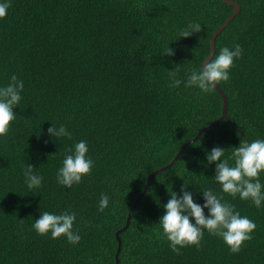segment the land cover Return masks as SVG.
I'll return each instance as SVG.
<instances>
[{
	"label": "trees",
	"instance_id": "trees-1",
	"mask_svg": "<svg viewBox=\"0 0 264 264\" xmlns=\"http://www.w3.org/2000/svg\"><path fill=\"white\" fill-rule=\"evenodd\" d=\"M233 1L239 12L217 34L212 56L236 44L243 49L230 79L219 84L227 117L152 177L118 234L119 246L115 233L148 175L221 115L215 88L204 93L185 82L202 68L212 33L234 7L223 0H10L0 19V87L15 74L24 89L7 136H0V264H116L118 246V264H264V202L257 208L223 193L217 162L207 160L214 147L225 149V159L241 141L264 140V0ZM196 23L200 32L180 37ZM168 46L174 55H161ZM177 67L181 84L169 87ZM53 125H64L71 139L51 136ZM82 140L91 174L67 188L57 172ZM28 164L42 187H27ZM185 183L195 203L202 206L210 189L255 223L239 253L206 230L199 249L170 248L159 222L171 193L182 195ZM102 195L109 198L103 212ZM45 211L74 212L80 242L37 234L32 225Z\"/></svg>",
	"mask_w": 264,
	"mask_h": 264
},
{
	"label": "clouds",
	"instance_id": "clouds-1",
	"mask_svg": "<svg viewBox=\"0 0 264 264\" xmlns=\"http://www.w3.org/2000/svg\"><path fill=\"white\" fill-rule=\"evenodd\" d=\"M10 0L0 2V19L7 14L10 7ZM201 25L189 24L180 32V37H190L193 33L200 32ZM179 37V38H180ZM243 49L236 44L233 49L223 47L218 55L204 62L199 70H192L185 87H197L202 92L208 93L214 90L216 85L230 79L229 72L234 66V60L242 57ZM161 55H174V50L169 46ZM177 67L169 71L172 82L169 87H179L181 80L176 79ZM24 89V82L19 80L15 74L11 75L10 82L0 87V136L6 137L15 120L16 113L13 109L19 106L22 99L21 92ZM51 136L55 138L67 137L71 139V133L64 125L59 128L54 125L48 129ZM63 160V166L58 169L57 182L67 188L73 184H79L82 178L91 174L93 160L87 157L88 147L86 141H80L73 149H68ZM54 154V153H53ZM225 149L214 147L207 154L209 163L217 162L215 169V180L222 186V192L241 200L251 201L257 208L264 202V185L260 182V174L264 172V140L256 139L252 142L241 141L238 147H234L230 157L221 159ZM234 161V166L229 161ZM33 166L28 164L24 169V177L27 187L37 189L42 187L41 176L33 173ZM188 184L182 187V195L172 192L171 198L164 205L165 213L160 218L162 236L169 242L170 248L177 254L180 249L188 246H195L199 249L205 230L214 236L223 239L231 253H239L246 241H250L256 225L246 216L235 210L234 206L224 200L223 196L214 194L210 189L203 190L205 203L201 206L194 202L193 194L186 191ZM109 198L102 195L99 202V211L103 212L108 207ZM208 209L205 215L204 209ZM194 218L195 223L192 222ZM76 214L65 211L62 214L43 212L35 220L32 228L41 236L51 233L52 239L61 236L67 238L68 243L78 244L81 236L73 231Z\"/></svg>",
	"mask_w": 264,
	"mask_h": 264
},
{
	"label": "water",
	"instance_id": "water-1",
	"mask_svg": "<svg viewBox=\"0 0 264 264\" xmlns=\"http://www.w3.org/2000/svg\"><path fill=\"white\" fill-rule=\"evenodd\" d=\"M223 1H225V2H227V3H229V4H231V5L234 7V10H233L232 13L229 15V17H228V18L222 23V25L219 26V27H218V28L212 33V35H211V37H210V42H209V44H210V45H209V53H208V55L205 57V59H204V61H203V64H204V62L207 63L208 60H210V59L212 58V56H213L214 48H215V38H216L217 34H218V33H219V32L225 27V25H226V24H227V23H228V22H229V21H230V20H231V19H232V18H233L238 12H239V9H240V8H239V5H238V3H237L236 1H233V0H223ZM215 89L217 90V92L220 94V96H221V98H222V111H221V115H220L216 120H214L211 124H209L208 126L202 128V129H200V130L195 134V136H194L192 139H190V140L184 142V143L181 145V147L179 148V150L177 151V153L175 154L174 158L171 160L170 163L166 164L165 166H162V167L158 168L157 170H154L153 172H151V173L148 175V177H147V179H146V185H145V188H144L143 191L137 196V198H136V200L134 201L132 207L130 208V211H129L128 215H127V219H126V223H125V225H124L119 231H117V232L115 233V236H116V238H117V240H118V245H119V246H120V238L118 237V234H119V232H120L121 230H123L124 228H126V227L128 226V224H129V220H130L131 212L133 211V208H134V206L136 205V203H137V201L139 200V198H140V197L143 195V193L149 188V185H150V182H151L152 177H153L155 174H157V173L163 171L164 169L169 168L171 165H173V164L176 162V160H177V158L179 157V155H180V154L182 153V151L184 150V148L186 147V145H188V144L192 143L193 141H195V140L198 138V136H199L203 131L208 130L209 128H211V127H213L214 125H216L220 119L227 117V114H226V110H227V99H226V96H225L224 92L221 90V88L219 87V85H216ZM119 246H118V248H117V252H116V264H118V258H117V255H118V252H119V250H120Z\"/></svg>",
	"mask_w": 264,
	"mask_h": 264
}]
</instances>
